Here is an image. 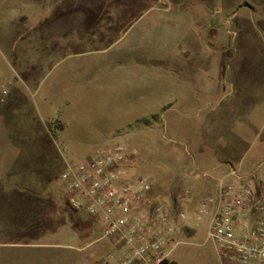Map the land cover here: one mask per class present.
Segmentation results:
<instances>
[{"label": "rangeland", "instance_id": "rangeland-1", "mask_svg": "<svg viewBox=\"0 0 264 264\" xmlns=\"http://www.w3.org/2000/svg\"><path fill=\"white\" fill-rule=\"evenodd\" d=\"M169 5L0 0V254L8 264H102L110 244L97 241L100 225L67 207L60 178L106 146L136 150L128 173L158 178L161 188L220 161L264 180V0ZM205 231H185L187 244L170 260L221 264Z\"/></svg>", "mask_w": 264, "mask_h": 264}, {"label": "built area", "instance_id": "built-area-1", "mask_svg": "<svg viewBox=\"0 0 264 264\" xmlns=\"http://www.w3.org/2000/svg\"><path fill=\"white\" fill-rule=\"evenodd\" d=\"M156 2L170 10L169 0ZM137 161L136 150L113 144L61 175L67 207L100 225L97 241L110 244L102 264H170L174 249L187 244L183 233L203 224L204 243L221 264H264L262 177L232 168L220 177L180 171L161 188L158 178L128 173ZM207 182L211 190L196 195Z\"/></svg>", "mask_w": 264, "mask_h": 264}, {"label": "crops", "instance_id": "crops-1", "mask_svg": "<svg viewBox=\"0 0 264 264\" xmlns=\"http://www.w3.org/2000/svg\"><path fill=\"white\" fill-rule=\"evenodd\" d=\"M116 15H117V13H116ZM119 15H117V18H119L118 17ZM121 20H122V18H120ZM218 41H220V36L218 35ZM220 43V42H219ZM186 67H189L188 65H186ZM195 67H197V68H199V64H198V62H196V65H194V68ZM201 67V66H200ZM196 68V69H197ZM194 77V76H193ZM234 169L233 167H231V166H229L228 165V163L227 162H225V161H220L219 163H218V166H216V167H213L212 168V170L211 171H203V172H209V173H211L213 176H215V177H220V176H222L223 174H225V173H227V171L229 170V169ZM188 170V169H187ZM242 175H245V174H242ZM211 190V184H210V182H207V183H205L204 184V186L200 189V191H197L196 192V195H200V194H202V193H206V192H209ZM199 228V227H198ZM1 246H3V245H0V247ZM5 246V245H4ZM10 246H12V245H10ZM171 262H173L174 264H175V262L174 261H172L171 260ZM0 264H8V260H7V258L4 256V255H2V254H0ZM223 264H235V263H230V262H224Z\"/></svg>", "mask_w": 264, "mask_h": 264}, {"label": "trees", "instance_id": "trees-1", "mask_svg": "<svg viewBox=\"0 0 264 264\" xmlns=\"http://www.w3.org/2000/svg\"><path fill=\"white\" fill-rule=\"evenodd\" d=\"M240 8H242V7H239V9ZM167 110H168L167 107L163 108L161 110L162 114L165 113ZM157 119H158V115H154L153 117H151L150 120H151V122L157 123L158 122ZM141 123L144 124V125H146V126H148L150 124V122L148 120H143ZM52 126L53 125H51V124H48L47 125V128H48L49 131H52L53 130ZM163 264H167V263H163ZM170 264H174V263L171 262Z\"/></svg>", "mask_w": 264, "mask_h": 264}]
</instances>
